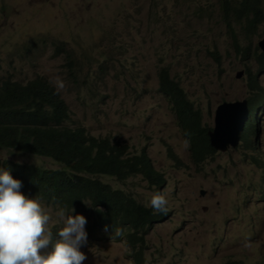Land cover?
<instances>
[{"label":"rangeland","instance_id":"1","mask_svg":"<svg viewBox=\"0 0 264 264\" xmlns=\"http://www.w3.org/2000/svg\"><path fill=\"white\" fill-rule=\"evenodd\" d=\"M215 3L0 0L1 75L39 74L56 90L59 77L65 88L57 92L72 115L66 127L125 144L133 154L149 148L156 168L168 178L161 193L171 214L146 237L147 264H264V114L257 118L256 134L247 132L252 145L242 142L238 149L199 164L168 100L159 93V71L168 68L201 111L206 129L214 128L218 106L251 97L247 67ZM234 32L239 46L251 43L254 50L264 38V24L249 39L239 25ZM33 44L36 49L26 56ZM56 44H65L78 58L92 56L90 62L79 61L83 67L76 70L77 80L68 73L65 55H55ZM211 52L220 55V64ZM251 61L256 71L257 62ZM241 71L245 74L238 78ZM85 81L94 94L82 86ZM0 158L62 168L52 159L12 150L0 149ZM101 180L146 206L157 193L141 176L122 183L111 177ZM42 207L52 215L51 231L55 225L60 230L56 214L61 209ZM79 250L87 257L82 264H132L122 243L87 237Z\"/></svg>","mask_w":264,"mask_h":264},{"label":"trees","instance_id":"2","mask_svg":"<svg viewBox=\"0 0 264 264\" xmlns=\"http://www.w3.org/2000/svg\"><path fill=\"white\" fill-rule=\"evenodd\" d=\"M215 1L214 6L218 7L222 22L231 31L234 47L247 67L251 94L247 101L252 116L249 127L264 107V89L261 87L264 53L258 48L253 50L251 43L246 48L239 46L238 33L234 29L241 26L247 39L255 34L264 24V0ZM202 11L204 8L199 10ZM34 49L35 44L26 48V56ZM55 52V55H65L68 73L75 80L78 79L76 70L83 67L79 61L84 58L90 62L92 57L82 55L78 58L77 53L65 44H56ZM211 55L218 64L221 63L218 53L211 52ZM251 60L257 62L256 71L250 66ZM1 68L0 65V149L49 158L62 168L46 169L0 158V170L8 171L13 179L21 182L20 191L27 198L56 206L71 216H84L89 237L122 243L129 250L132 264H147L146 237L156 224L170 217V211L157 213L137 201L133 194L103 182L101 177L115 178L122 183L140 175L161 190L167 179L155 168L148 151L144 149L133 154L125 144L109 138H93L85 128L66 127L72 115L51 83L39 74L32 77L1 75ZM158 75L159 93L168 100L177 125L189 142L194 162H206L216 152L210 146L209 129L203 127L201 111L195 109L170 69L162 68ZM82 86L94 94L88 81ZM253 124L247 128L248 133L254 132ZM244 139L247 142V138ZM117 231L119 235H116ZM52 232L56 236L58 226L55 225Z\"/></svg>","mask_w":264,"mask_h":264},{"label":"clouds","instance_id":"3","mask_svg":"<svg viewBox=\"0 0 264 264\" xmlns=\"http://www.w3.org/2000/svg\"><path fill=\"white\" fill-rule=\"evenodd\" d=\"M260 41L256 48H258L261 53H264L259 46ZM240 73H242V76L245 74L244 71ZM55 82L58 91L65 88L64 82L59 77L55 78ZM243 101H247V99ZM248 110V121L244 124L238 147L229 148L226 152L218 151L211 145L210 133L215 130L214 118V128L209 129L208 136L210 146L216 154H223L230 150L238 149L242 142L246 144L247 147V144H249V137L247 142L244 137L247 135L248 123L252 117L250 116L249 105ZM262 114H264V107L257 113L253 124L254 132L249 133V136L256 134L257 118ZM145 150H147L149 154V148ZM153 164L156 168L154 162ZM142 178L148 182L149 187L152 189L156 188L157 192L151 195L148 206L157 213H166L168 211L166 207L168 201L161 192L167 185L168 178L166 177V185L161 190L155 185H150V182L145 177ZM21 187V182L13 179L8 171L0 170V264H82L87 257L79 249L87 242V237L90 240L92 239L85 231V225L87 223L86 218L82 215L66 216L65 212L61 209L56 214L58 216L56 222L62 223L63 225L58 232L60 239L57 241V235L53 236V232L49 228V224L53 222L52 215L42 207L46 205H43L36 198H27L21 193ZM119 234L120 232L117 231L116 235ZM50 246L51 250H49Z\"/></svg>","mask_w":264,"mask_h":264},{"label":"water","instance_id":"4","mask_svg":"<svg viewBox=\"0 0 264 264\" xmlns=\"http://www.w3.org/2000/svg\"><path fill=\"white\" fill-rule=\"evenodd\" d=\"M259 46L264 51V39L260 41ZM241 76L242 73L238 74V78ZM248 116L247 101L220 105L215 114V130L210 133L212 147L222 152L238 147ZM204 194L205 191H202V195Z\"/></svg>","mask_w":264,"mask_h":264}]
</instances>
